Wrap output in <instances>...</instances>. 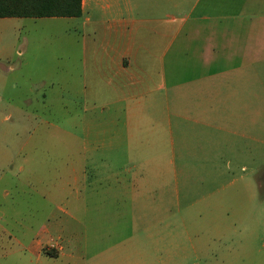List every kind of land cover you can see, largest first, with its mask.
Masks as SVG:
<instances>
[{
  "label": "rangeland",
  "instance_id": "obj_1",
  "mask_svg": "<svg viewBox=\"0 0 264 264\" xmlns=\"http://www.w3.org/2000/svg\"><path fill=\"white\" fill-rule=\"evenodd\" d=\"M228 2L235 23L262 16L263 4ZM59 19L0 17V264H245L248 251L256 263L264 94L254 56L233 63L245 70V110L219 108L215 125L197 126L171 109L168 126L159 107L126 127L81 86L68 90L78 48ZM240 75L228 83L241 88Z\"/></svg>",
  "mask_w": 264,
  "mask_h": 264
},
{
  "label": "crops",
  "instance_id": "obj_2",
  "mask_svg": "<svg viewBox=\"0 0 264 264\" xmlns=\"http://www.w3.org/2000/svg\"><path fill=\"white\" fill-rule=\"evenodd\" d=\"M259 10L257 24L246 27L243 16L234 22L228 0H81L78 16L42 17L63 20L67 45L78 48L67 66L68 90L81 86L88 103L120 111L113 122L135 125L147 109L160 107L168 126L171 109L194 125L213 126L219 108L245 110V70L234 61L246 66L254 56L264 94V7ZM235 69L241 88L228 83ZM245 256V264H264V251L256 263L249 251Z\"/></svg>",
  "mask_w": 264,
  "mask_h": 264
},
{
  "label": "trees",
  "instance_id": "obj_3",
  "mask_svg": "<svg viewBox=\"0 0 264 264\" xmlns=\"http://www.w3.org/2000/svg\"><path fill=\"white\" fill-rule=\"evenodd\" d=\"M81 0H0V17L78 16Z\"/></svg>",
  "mask_w": 264,
  "mask_h": 264
}]
</instances>
